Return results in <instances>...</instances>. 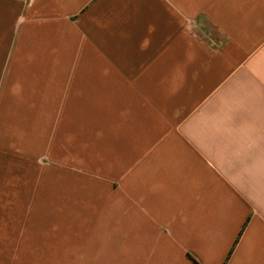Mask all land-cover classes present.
Masks as SVG:
<instances>
[{"label":"crops","instance_id":"crops-1","mask_svg":"<svg viewBox=\"0 0 264 264\" xmlns=\"http://www.w3.org/2000/svg\"><path fill=\"white\" fill-rule=\"evenodd\" d=\"M0 264H264V0H0Z\"/></svg>","mask_w":264,"mask_h":264}]
</instances>
